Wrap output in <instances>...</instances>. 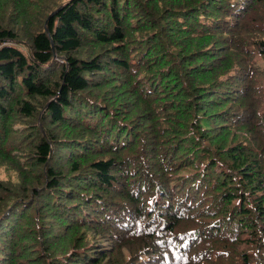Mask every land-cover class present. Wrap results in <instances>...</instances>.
Listing matches in <instances>:
<instances>
[{
	"label": "trees",
	"instance_id": "1",
	"mask_svg": "<svg viewBox=\"0 0 264 264\" xmlns=\"http://www.w3.org/2000/svg\"><path fill=\"white\" fill-rule=\"evenodd\" d=\"M252 53L264 0H59L28 39L0 25V136L23 118L0 264H264Z\"/></svg>",
	"mask_w": 264,
	"mask_h": 264
},
{
	"label": "rangeland",
	"instance_id": "2",
	"mask_svg": "<svg viewBox=\"0 0 264 264\" xmlns=\"http://www.w3.org/2000/svg\"><path fill=\"white\" fill-rule=\"evenodd\" d=\"M56 2L58 3L59 0H20L17 2V8H14L15 6H12L11 8H8L7 6L0 5V25L10 27L18 33L19 36H22L26 39H28V36L31 32L35 31L40 22L42 21V15L45 12L46 9L50 7V5ZM25 8L27 11V18H23V14L20 13L16 15V10L19 8ZM18 17V22L15 23V19ZM41 20V21H40ZM16 45H18L20 48L24 47V44L22 42H16ZM58 59V58H57ZM251 63H252V70L256 71V75H259L257 86L260 88L261 91V106L260 111H264V59L258 55L257 53H252L251 56ZM260 72V74L258 72ZM260 105V104H259ZM259 110V108H258ZM23 120H18V123H16L13 126H7L5 129V135L2 137L0 136V141L2 142V145H7L9 141H12V138L18 139V125ZM41 126V124H38ZM230 135L234 134L233 128L229 129ZM236 132V130H235ZM78 133L75 131L71 136H76ZM23 149L20 148L18 151H14L18 157H22L23 154L26 153L27 147H23ZM65 157H67V153L65 154ZM25 163V162H21ZM62 165H60L63 169L66 168L67 162L65 160L61 161ZM25 166H28L25 164ZM62 169V170H63ZM0 180L8 181L10 185H12L13 188L17 185V172L14 169V166L10 163H8L6 160L1 158L0 156ZM97 238H94L93 240H97ZM81 248H78V251H81Z\"/></svg>",
	"mask_w": 264,
	"mask_h": 264
}]
</instances>
